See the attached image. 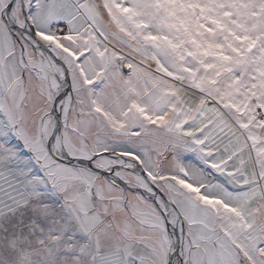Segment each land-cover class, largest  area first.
Returning <instances> with one entry per match:
<instances>
[{
  "label": "snow or ice",
  "instance_id": "snow-or-ice-1",
  "mask_svg": "<svg viewBox=\"0 0 264 264\" xmlns=\"http://www.w3.org/2000/svg\"><path fill=\"white\" fill-rule=\"evenodd\" d=\"M0 264H264V0H0Z\"/></svg>",
  "mask_w": 264,
  "mask_h": 264
}]
</instances>
